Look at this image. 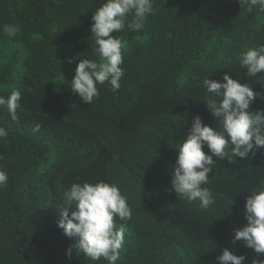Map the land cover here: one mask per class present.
<instances>
[{
  "label": "trees",
  "instance_id": "trees-1",
  "mask_svg": "<svg viewBox=\"0 0 264 264\" xmlns=\"http://www.w3.org/2000/svg\"><path fill=\"white\" fill-rule=\"evenodd\" d=\"M104 0H0V96L21 91L13 121L0 107V264H109L80 252L57 226L72 183H115L132 210L116 264H220L228 248L264 261L232 240L244 226L245 197L264 180V148L217 160L209 174L215 203L207 210L171 188L177 151L195 115L220 129L204 102L203 78L228 72L264 94V73L248 77L239 55L264 45V11L238 0H152L141 30L113 33L124 43V75L113 91L97 83L86 104L70 89L79 59H98L90 26ZM21 31L8 36L4 25ZM222 91V90H221ZM220 100L221 97H215ZM264 109L260 96L250 110ZM39 124L40 132H33ZM209 153L207 146L203 149ZM215 159V157H213ZM69 208V212H71Z\"/></svg>",
  "mask_w": 264,
  "mask_h": 264
},
{
  "label": "clouds",
  "instance_id": "clouds-1",
  "mask_svg": "<svg viewBox=\"0 0 264 264\" xmlns=\"http://www.w3.org/2000/svg\"><path fill=\"white\" fill-rule=\"evenodd\" d=\"M238 2L249 13L257 6L264 11V0ZM152 12V0H104L93 12L90 32L94 37V53L98 59H79L70 81V89L84 103L91 104L99 96L97 83L107 81L113 91L120 88L124 75L121 67L124 43L113 33L125 28L130 13L133 19L127 23V27L141 30L146 16ZM2 31L8 36H15L21 29L6 24ZM238 59L248 77L264 73V45L248 48L240 53ZM202 83L207 93L211 94L204 103L211 115L218 119L220 129L203 123L200 115L193 117L186 138L175 148L177 156L170 184L177 197L188 203L198 202L201 209L207 210L215 203V197L209 188L202 185L210 183L209 174L216 161L226 158L235 162L233 157L244 159L250 153L254 155L257 149L264 148V109L250 110L257 96L264 100V94L255 92L248 82L240 83L233 79L228 72L223 74L222 81L206 76ZM215 97L221 99L218 101ZM21 99L22 94L18 89L12 90L6 98L0 96V107H6L13 121L17 120ZM40 129L41 126L36 124L32 131L38 133ZM7 136L8 131L0 126V138ZM205 145L209 153L203 150ZM7 181V172L0 170V187L6 185ZM63 196L64 205L58 206L60 218L57 226L74 242L66 249L69 259L74 249L92 261L104 258L109 264H116L126 233L123 224L116 227V220L127 221L132 216L127 198L118 185L104 180L82 184L74 182ZM244 209L247 223L234 230L232 240H242L246 247L264 254V180L245 197ZM216 259L220 264H244L246 257L224 248ZM253 264L257 262L253 261ZM259 264H264V261Z\"/></svg>",
  "mask_w": 264,
  "mask_h": 264
}]
</instances>
